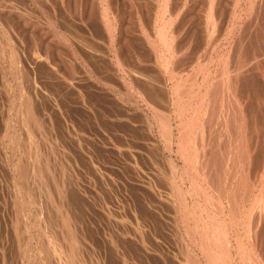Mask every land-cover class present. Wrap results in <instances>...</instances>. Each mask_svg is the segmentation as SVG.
I'll return each mask as SVG.
<instances>
[{
    "label": "rangeland",
    "instance_id": "1",
    "mask_svg": "<svg viewBox=\"0 0 264 264\" xmlns=\"http://www.w3.org/2000/svg\"><path fill=\"white\" fill-rule=\"evenodd\" d=\"M162 23L163 25H161ZM262 24H264V0H0V43L3 44L0 50V264H35L39 251L38 246L41 245L39 239L41 237L35 232H38L39 228L43 232L46 231V234H51L49 240H52L53 237V241L57 236L55 233L60 239H63L66 232L68 235L67 243L72 249L77 244L78 249L75 252L80 253L79 256L75 253L74 258L72 257L74 253H71L73 255L70 254V258L74 260L77 257L79 262L82 257V260L93 259L91 263L86 260V263L81 262V264H94L95 262V264H179L181 259L184 260L180 262L185 261L184 264H188L186 259L189 250L191 253L193 251L191 256L198 262L206 264L207 262L206 260V263L204 262V256L199 247L201 243L198 240L201 242L204 240V238L203 240L200 239L202 238L200 235L202 230L205 232L208 230L211 235L214 234V230L209 226L210 220H215L214 224L216 225V222L223 225L222 231L226 234L223 236L228 239L227 242L230 246L232 244L233 247L237 242L238 247L236 245L235 248H245V258L247 259H245V264L253 262L246 257V254L249 255L250 252V255L254 253V261L258 258L257 262L262 264L261 261H264V258L261 260L262 256L260 257V255L264 254V246H262L264 245V198L261 196L262 205L255 206L256 209L253 212L252 230L250 229L249 232L251 233L250 236H254L253 238L246 237L248 235L246 231L249 228L245 227L247 222L240 215L243 212L246 213L243 209L246 205L243 203L249 205L254 195H259L260 191L264 189V101H262L264 100V27ZM159 26L161 27L159 28ZM10 44L15 50V55L13 54L12 58L14 60L11 59ZM35 54L37 59L34 58ZM39 56L43 59H40ZM236 60H238L237 63ZM238 63L243 64L244 67L240 64L242 68L237 66ZM223 64L229 69L232 68V73L233 67L235 70L238 67L239 70L237 69V71L241 69L240 72L244 75L238 76L237 74L239 78H233L235 79L233 82L237 81L232 86L234 93L230 91L231 94H226L228 96L224 97L227 89L221 87L219 91H221L222 96L219 95L218 99L215 96L209 98L211 106L212 103L216 105L218 102L222 103L220 100L224 98L223 103L233 104L231 107L235 106L234 103L239 102L241 105L239 106L237 103V106L245 108L243 111L242 107L243 112L238 111L237 106L235 109V114L237 113V116L239 114L242 118L239 120L241 121L240 124L247 125V127L245 126L247 134L245 131L244 139L246 137L245 141L250 144L248 145L250 149L246 159L247 164L246 162L243 164L247 168L244 166L243 171L238 165V169L244 177L248 175L256 187L252 185V187L250 186L251 192H245L244 188L247 189L245 179L248 180V178L243 179L242 184L246 186L241 187L243 191H239L236 199V201L239 199L237 203L240 205L237 204V206L242 210L240 208L237 210L236 205L230 208L232 205H227L229 195L225 197L228 192L219 190L226 194H217L215 189L208 188L207 180H203L204 177L200 173L192 172L193 169H190L187 163H183V159L177 153L176 140L178 139L176 138L179 131H176L178 129L176 123L180 121L178 119L181 116L184 122L190 120L195 122L192 115L196 112L194 113L191 109H195L199 105V101L202 99L200 94L203 95L207 92L210 95L214 94L213 86L208 91L205 89L208 84L215 82L214 77L219 78L221 76L220 71ZM246 69L248 72L245 71ZM192 70L194 71L192 72ZM257 71L259 72L257 73ZM189 73L192 74L190 78L188 77L190 76ZM145 76L149 78L147 79ZM232 76L235 77V74ZM171 77L173 78L171 79ZM184 77L187 79L185 80ZM203 78L205 81L202 82L201 79L203 80ZM136 80L138 83L135 82ZM179 80L184 81L182 91L187 89L182 94L183 102L188 103L190 101L189 103L192 104L190 107L185 106L181 110L173 105L175 104L173 101L177 98L175 89L172 87ZM195 80H197L196 83ZM187 81H190V85L195 84L196 91L201 93L189 91L190 85ZM243 81L246 84H242ZM251 82H255L254 85ZM153 83L156 84L153 86ZM20 87L23 89L26 87L24 90L27 89L30 104L33 105L32 109L39 115L41 120L39 124L42 125L40 130L35 129L36 134L32 131L35 134L33 136L36 137L34 139L35 146L39 147L37 150L35 149V159H33L35 162L40 160L37 161L38 165L34 161L33 164L37 170L46 169L45 171L48 170L47 172H49L46 173L41 170L43 174H46L43 175L41 171H37L36 176L28 179L26 184L20 182L14 169L17 160L24 163L27 169H31L30 159L32 158L31 156L29 159L24 153V150H27L25 148L27 147L25 144L26 128L24 129L21 121L17 123L21 118L16 115V111L14 112L19 100H21ZM254 87L257 88V91ZM153 88L155 89L153 90ZM247 90L254 93H248ZM252 95L255 96L251 98ZM158 97H162V100ZM163 99L165 100L163 101ZM214 100L217 102L215 101V103ZM256 101L260 105L258 103L257 110H254L253 102L256 103ZM203 104L201 105L202 108L199 107L198 110L203 109ZM227 104L225 111L230 112L231 108H227L230 105ZM159 107L168 113L173 128L172 133L176 136L172 134L169 146L165 143L166 140L160 136L158 121L153 114L154 108L161 110ZM251 107L255 111L254 114L259 112L255 118L250 115ZM177 114H179V118H176ZM231 114H233L232 111ZM199 116L198 123H202L198 125L203 126L204 129L199 126L200 130L198 125L194 129L199 131V134H205H200L201 137L195 139L196 145L199 146L198 138H203L202 141L199 139V144L201 143L200 146L203 145L206 149L207 144L205 142L215 144L218 134L214 133V130L207 132L209 130L208 124H206L208 123L207 115L205 119L202 117L203 114ZM243 119H247L245 123L248 124H243ZM205 128H207L206 131H204ZM197 132L195 135L198 136ZM9 135H11V139H9ZM14 138H19L18 143L12 142ZM218 141L216 146L218 145L220 152L225 139L222 140L224 142ZM253 147L255 152L251 149ZM203 150L201 148L200 152L205 154L207 150ZM31 152L34 151L31 150L30 154ZM221 153V156L222 154L225 156L218 159L219 161L223 160L222 162L218 161L219 167L225 166V162H228L225 152ZM235 153L238 156V153L234 151ZM36 154H39V157ZM216 159L217 157L213 160ZM236 161L239 164V161ZM41 162H44L42 165L45 167L40 166ZM47 164L49 168L46 167ZM220 164L222 165L220 166ZM219 167L216 165L213 169L216 171L222 169L220 173L222 176L224 174L226 176L238 174L239 171L234 169L232 173L229 166L226 167L227 170L225 169V171ZM172 169L176 170L175 174H173ZM185 169L187 174H185ZM39 172L41 173L40 179L42 177L44 179L46 176L43 180L44 183H40L42 180L39 182L37 177ZM189 173L190 176H188ZM179 174L180 176L183 175L181 176L182 179ZM220 174L215 176L218 177ZM233 176L235 177V175ZM231 178L225 177L221 182L219 181L221 183L219 188H222V184L224 185L222 182L225 179L230 182L235 181ZM173 179L182 188L181 195L178 197L173 186V191L171 190L170 184L174 183L172 182ZM199 183L201 184L197 186ZM21 184L25 185L21 187ZM191 184L195 186L193 187ZM198 187L200 189H197ZM227 187L232 189L233 185L228 184ZM185 189L186 191H184ZM242 192L246 194H242ZM182 195L184 196L182 197ZM204 195L210 197L207 204L206 200L201 201L204 200ZM25 197H29V202H26L27 199H24L25 201L22 199ZM212 197L214 198L212 199ZM241 197L243 199L245 197L244 201ZM193 205L197 206L194 207ZM232 209L236 214L232 216L234 219L235 217L238 218L235 219V222L239 220L235 227L231 219ZM183 210L186 215L183 214ZM244 215L247 217V213ZM182 216L186 217H184L185 220ZM259 218L261 221H258ZM17 219L19 225L16 223ZM33 219H36V222ZM39 219L40 221H38ZM36 223H41L42 226ZM228 223L232 224L231 226L235 230ZM50 229L52 233L49 232ZM208 232L204 235H207ZM74 234L77 235H75L76 238L73 236ZM48 235L45 238V235L42 236V239L47 240ZM208 236L210 235H207L206 238H209ZM72 237L75 240L73 238L72 241ZM237 238L242 240L241 244ZM71 241L74 242L75 247L71 246L73 245ZM256 243H258L257 246ZM183 244L185 245L183 246ZM182 246L189 248L184 250L185 248H181ZM211 246L214 247V245ZM232 247L229 248L231 253L228 255L229 257L232 256L231 260L228 258V262L229 264H237L241 260L237 256L240 251L238 252ZM181 250L183 251L180 252ZM82 251L83 253H81ZM184 251H187L186 255H184ZM65 252L66 250L64 254ZM180 253L185 257L181 258ZM83 254H86V258ZM177 254L180 257H177ZM239 255L242 254L239 253ZM50 257L51 253L48 255L51 264H57L55 258ZM76 259L73 261L75 264H77ZM67 262L65 258V263L62 264H70Z\"/></svg>",
    "mask_w": 264,
    "mask_h": 264
},
{
    "label": "bare ground",
    "instance_id": "2",
    "mask_svg": "<svg viewBox=\"0 0 264 264\" xmlns=\"http://www.w3.org/2000/svg\"><path fill=\"white\" fill-rule=\"evenodd\" d=\"M214 1V0H213ZM238 1V0H237ZM258 2V1H257ZM256 2V3H257ZM251 4V3H250ZM213 5V4H212ZM254 5V4H253ZM249 8V7H248ZM105 10V9H104ZM208 10V9H207ZM211 10V9H210ZM163 11V10H162ZM213 13V12H212ZM208 14V13H207ZM160 16V15H159ZM163 16V15H162ZM257 16V15H256ZM253 18H255V17H253ZM205 19V18H204ZM210 19V18H209ZM256 19V18H255ZM258 19V18H257ZM261 20V19H260ZM162 21V20H161ZM160 21V22H161ZM263 21V20H262ZM215 22V21H214ZM107 25V24H106ZM161 25H163V23L161 24ZM165 25V24H164ZM212 25V24H211ZM263 25V27H264V24H262ZM215 26V25H214ZM161 26H159V28H160ZM164 27V26H163ZM209 27V26H208ZM235 27V26H234ZM249 27V26H248ZM165 28V27H164ZM212 29H213V27H211ZM166 29V28H165ZM164 29V30H165ZM168 29V28H167ZM163 30V29H162ZM211 30V29H210ZM216 30V29H215ZM263 30V29H262ZM233 31H234V29H233ZM162 32H164V31H162ZM227 33V32H226ZM159 34H161V33H159ZM209 34V33H208ZM225 34V33H224ZM163 35V34H162ZM161 35V37H163ZM157 36H158V34H157ZM160 36V35H159ZM168 36V35H167ZM226 36V35H225ZM220 37H222V36H220ZM249 37V36H248ZM247 37V38H248ZM159 39V38H158ZM163 39H165V38H163ZM212 39V38H211ZM6 40V39H5ZM78 41V40H77ZM253 41V40H252ZM257 41H259V40H257ZM216 43V42H215ZM258 43V42H257ZM246 44V43H245ZM11 45V48H9V49H11V59L13 58V56L15 55L14 54V51L15 50H13L12 49V47H13V45L12 44H10ZM160 45V44H159ZM8 46H9V44H8ZM212 46V45H211ZM2 47H3V44H1L0 43V50L2 49ZM6 47H7V45H6ZM165 48V47H164ZM224 48V47H223ZM242 48V47H241ZM253 48V47H252ZM5 49V48H4ZM7 49V48H6ZM176 49V48H175ZM174 49V50H175ZM229 49V48H228ZM8 50V49H7ZM243 50V49H242ZM93 51V50H92ZM168 51V50H167ZM178 51V50H177ZM224 51H226V50H224ZM237 51V50H236ZM239 51V50H238ZM176 52V51H175ZM231 52V51H230ZM158 53V52H157ZM14 54V55H13ZM221 54H223V53H221ZM237 54H239L240 55V53H237ZM242 54V53H241ZM244 54V53H243ZM242 54V55H243ZM249 54V53H248ZM260 54V53H259ZM9 55V54H8ZM219 55H220V53H219ZM246 55V54H245ZM41 56V55H40ZM39 56V58L40 59H43V58H41ZM218 56V55H217ZM175 57V56H174ZM241 57V56H240ZM240 57H238V58H240ZM244 57V56H243ZM247 57V56H246ZM34 58L35 59H37L38 57L36 56V54L34 55ZM163 58H165V57H163ZM214 58V57H213ZM217 58V57H216ZM223 58V57H222ZM40 59H39V61H40ZM160 59V58H159ZM12 60H14V59H12ZM19 60V59H18ZM224 60V59H223ZM233 60V59H232ZM33 61H35V60H33ZM165 61V60H164ZM201 61H203V60H201ZM207 61V60H206ZM212 61H213V59H212ZM211 61V62H212ZM225 61V60H224ZM229 61H231V60H229ZM237 61L238 60H236V63H237ZM240 61V60H239ZM254 61V60H253ZM14 62V61H13ZM12 62V63H13ZM36 62H38V61H36ZM217 62H218V60H217ZM223 62V61H222ZM244 62L246 63V61L244 60ZM16 63V62H15ZM35 63V62H34ZM42 63H43V61H42ZM209 63V62H208ZM240 63H242V62H240ZM240 63H238L237 64V66L240 64ZM209 64H211V63H209ZM234 64V63H233ZM247 64V63H246ZM48 65V64H47ZM168 65H169V63H168ZM203 65V64H202ZM208 65V64H207ZM221 65H222V63H221ZM240 65H242L243 66V64H240ZM239 65V66H240ZM220 66V65H219ZM226 65L225 64H223V66H222V70L220 71V77H219V74L217 75L219 78H215L214 77V79H215V82L213 81L211 84H208L207 86H206V91H208L210 88H211V86H213L214 87V94L213 95H210V93H205V94H200L198 91H196V89H195V84H193L192 82V84L190 85V81H191V79L193 78L194 79V77H192L191 79H190V81L188 82L189 83V88H190V90L189 91H193V93L194 92H197V93H199L202 97H200V98H202V99H200L201 101H199L198 103H199V105H197L196 107H195V109L198 111H196L195 109H191V110H193L194 111V113L196 112V114H193V113H191V110H190V113H191V115L195 118V122L193 121V120H190V121H186V119H185V121L186 122H184L183 120L184 119H182L181 118V116H180V119H178V120H180L179 121V123L177 122L176 124L178 125V129L176 130L177 132L179 131V133H178V137L176 138V139H178V140H176V144H177V153L179 154V157L180 158H182L183 159V163H187L189 166H190V169H193V171L192 172H194V171H196L195 173H200L203 177H204V179L203 180H207V186H208V188L210 187V189L212 190V188L213 189H215L216 191H217V194L219 193V194H226L227 192V194L225 195V197L227 196V195H229V197H227V199H228V204L227 205H232L230 208H233V207H235V205H236V207H237V210L240 208V207H238L237 206V204H239L240 205V203H237L238 202V200L236 201V199L238 198L237 196H238V194H239V191L242 189L241 187H244V186H246L245 184H242V181H243V179H245L246 177L248 178L249 176L247 175H245V177L241 174V171L240 170H242L243 169V171H244V168L246 167L247 168V166H243V164L246 162V159H247V157H248V153H249V146L248 145H250L249 143L247 144V142L245 141V139H246V137H245V139H244V135H245V131H246V127H247V125H242V124H240V122L241 121H239L240 119H242L241 117H240V115L238 114V116L235 114V109H236V106L238 105L237 103H239V102H236V103H234V105L235 106H233V107H231L232 105H230L231 103H230V101H229V103L230 104H227L229 107H227L228 109H230L231 108V110H230V112H227V111H225V107H226V104L225 103H223V99L224 98H222V100H220V101H222V103L221 102H218V104L216 105V104H214V103H212V106H211V104H209V98H210V96H215V98H219V95H221L222 96V94H221V91H219V89L221 88V87H223L225 90L227 89V93L225 92V96L224 97H226V96H228V95H226V94H231V92L230 91H232V90H234L233 89V84H234V82L236 83L237 81H234L233 82V80H235V79H233V78H236V77H238L240 74L242 75V76H244L243 75V73H241L240 71H241V69H240V71H237V69L239 70V68L237 67L236 68V70H235V68L233 67V73H232V68L231 69H229L228 68V66L227 67H225ZM242 66H240L241 68H242ZM250 66V65H249ZM255 66V65H254ZM232 67V66H231ZM244 67V66H243ZM251 67V66H250ZM215 68V67H214ZM216 68H217V66H216ZM146 70V69H145ZM139 71H141V70H139ZM194 70H192V72H193ZM208 71V70H207ZM217 71V70H216ZM246 72H248L247 71V69L245 70ZM142 72H144V71H142ZM179 72V71H178ZM191 72V71H190ZM197 72V71H196ZM199 72V71H198ZM242 72H244L243 70H242ZM256 72V71H255ZM259 71H257V73H258ZM175 73V72H174ZM21 74V73H20ZM134 74V73H133ZM145 74V73H144ZM190 74V73H189ZM196 74V73H195ZM198 74V73H197ZM216 74H217V72H216ZM235 74V77H233L232 75H234ZM237 74H238V76H237ZM139 75H140V73H139ZM143 75V74H142ZM141 75V76H142ZM171 75H174V74H171ZM170 75V76H171ZM247 75H249V74H247ZM178 76V75H177ZM192 76V74H190V76H188L189 78ZM214 76V75H213ZM17 77V76H16ZM21 77V76H20ZM138 77H140V76H138ZM146 77V76H145ZM182 77V76H181ZM187 77V76H186ZM195 77H197V76H195ZM203 77H206V76H203ZM245 77H247V76H245ZM250 77H251V75H250ZM14 78V77H13ZM135 78H136V76H135ZM147 78V77H146ZM149 78V77H148ZM147 78V79H148ZM173 77H171V79H172ZM185 78V77H184ZM239 78V77H238ZM241 78V77H240ZM15 79V78H14ZM139 79V78H138ZM187 78H185V80H186ZM199 79V78H198ZM245 79V78H244ZM253 79H254V77H253ZM16 80V79H15ZM154 80V79H153ZM157 80V79H156ZM236 80H238V79H236ZM242 80V79H241ZM249 80V79H248ZM250 80H252V78H250ZM138 80H136L135 82H137ZM140 81V80H139ZM147 81V80H146ZM150 81V80H149ZM155 81V80H154ZM196 81L197 80H195V83H196ZM201 81L203 82V81H205V78H203V80L201 79ZM254 81V80H253ZM15 82V81H14ZM194 82V81H193ZM241 82V81H240ZM244 83H242V84H246L245 83V81H243ZM249 82V81H248ZM18 83V82H17ZM17 83H16V85H17ZM138 83V82H137ZM183 83H184V81H176L175 83H174V87H172L173 89H175V96H176V98H177V100H172L173 102H175V104H173V105H175L174 107L176 108H178V109H183V107H187V106H191L192 104L191 103H185V102H183V96H182V94H184V91L186 92V90L184 89V91H182V87H183ZM208 83H210V82H208ZM250 83V82H249ZM255 83V82H254ZM254 83L253 82H251V84L252 85H254ZM154 84H156V83H153V86H154ZM201 84H203V83H201ZM206 84V83H205ZM20 85H21V83H20ZM145 85V84H144ZM161 85V84H160ZM185 85V84H184ZM194 85V86H193ZM210 85V86H209ZM239 85V84H238ZM237 85V86H238ZM250 85V84H249ZM19 86V85H18ZM23 86V85H22ZM198 86V85H197ZM200 86V85H199ZM244 86V85H243ZM251 86V85H250ZM256 86V85H255ZM144 87V86H143ZM152 87V86H151ZM156 87V86H155ZM163 87V86H162ZM194 87V88H193ZM209 87V88H208ZM247 87V86H246ZM245 87V88H246ZM249 87V86H248ZM258 87V86H257ZM21 89L19 90V91H21V100H19V103L17 104V109L16 110H14V112L16 113V115L19 117V118H21L19 121H17V123H19L20 121V123L22 124V126L24 127V129L26 130V140H25V144L27 145V147H25V148H27V150H24V153L27 155V157L30 159V157L32 156V158L30 159L31 160V169H27V166L24 164V163H21L20 161H18L17 160V163H15L14 165H16L15 166V172H17V174L18 175H16V176H18L17 178L20 180V182H23V183H27V181H28V179H30V178H32L33 176H36V174L35 173H38L37 171H41L42 169H40V170H37V168L34 166V159H35V149L37 150L38 148H37V146H35V142H34V139L36 138L35 136H33V135H35L36 133H35V129H37V130H40L41 128L40 127H42V125L40 126V124H39V122L41 121L40 120V118L38 117L39 115L36 113V112H34V110L32 109V107H33V105H31L30 104V99H29V96H28V94L29 93H27V89L26 90H24L23 89V87H20ZM141 88V87H140ZM158 88V87H157ZM184 88V87H183ZM188 88V89H189ZM198 88H201V87H198ZM250 88V87H249ZM254 88H256V87H254ZM146 89V88H145ZM155 88H153V90H154ZM160 89V88H159ZM180 89H181V92H180ZM195 89V90H194ZM223 89V90H224ZM237 89V88H236ZM253 89V88H252ZM153 90H152V92H153ZM158 90V89H157ZM163 90V89H162ZM165 90V89H164ZM198 90V89H197ZM213 90V89H212ZM256 91H257V88L255 89ZM18 91V92H19ZM142 91V90H141ZM151 91V90H150ZM205 91V92H206ZM219 93H218V92ZM243 91V90H242ZM250 91H251V89H250ZM248 92V90L246 91V92H248V93H252V92ZM253 91H254V89H253ZM17 92V93H18ZM183 92V93H182ZM188 92V91H187ZM202 92L204 93V91L202 90ZM233 93H234V91H232ZM145 93V92H144ZM150 93V92H149ZM149 93H147V94H149ZM192 93V94H193ZM218 93V94H217ZM232 93V94H233ZM238 93V92H237ZM247 93V94H248ZM254 93V92H253ZM252 93V94H253ZM173 94V95H174ZM189 94V93H188ZM151 95V94H150ZM198 95V94H197ZM244 95H245V92H244ZM249 95V94H248ZM155 96V95H154ZM157 96H158V94H157ZM160 96V95H159ZM166 96V95H165ZM170 96V95H169ZM234 96V95H233ZM253 96H255V95H252V96H250L251 98L253 97ZM194 97V96H193ZM247 97V96H246ZM19 98V97H18ZM155 98V97H154ZM157 98V97H156ZM159 98V97H158ZM161 98V100H162V97H160ZM159 98V99H160ZM171 98V97H170ZM174 98V97H173ZM228 98V97H227ZM232 98V97H231ZM244 98V97H243ZM259 98V97H258ZM262 98V97H261ZM166 99V98H165ZM165 99H163V101L165 100ZM226 99V98H225ZM255 99V98H254ZM152 100H155V99H152ZM157 100V99H156ZM187 100V99H186ZM234 100V99H233ZM246 100V99H245ZM255 100H257V98L255 99ZM17 101V100H16ZM163 101H162V103H163ZM172 101H171V103H172ZM177 101V102H176ZM203 101H204V104H203ZM217 102V100H214V102ZM232 101V100H231ZM238 101V100H237ZM240 101V100H239ZM250 101H252V100H250ZM262 101H264V100H262ZM167 102V101H166ZM215 102V103H216ZM225 102V101H224ZM234 102V101H233ZM16 103V102H15ZM156 103V102H155ZM159 103H160V100H159ZM159 103H158V105H159ZM162 103H161V105H162ZM247 103V102H246ZM259 103V102H258ZM257 101H256V103H254L253 102V106H255L254 107V110H257ZM203 104V109L202 110H198V108L199 107H201V105ZM214 104V105H213ZM225 104V105H224ZM252 104V103H251ZM149 105H150V103H149ZM152 105V104H151ZM157 105V106H158ZM171 105V104H170ZM216 105V106H215ZM241 104L239 103V106H240ZM247 105V104H246ZM258 105H260V103L258 104ZM13 106V105H12ZM155 106V105H154ZM193 106H192V108H193ZM239 106H237L238 108H239ZM242 107L243 106H241L239 109H237L238 111H242ZM14 108V107H13ZM16 108V107H15ZM151 108V107H150ZM157 108V107H156ZM159 108H161V107H159ZM165 108V107H164ZM174 108V109H175ZM188 108V107H187ZM202 108V107H201ZM252 108V110H250L251 112H250V115L252 116V118L254 117L255 118V116L257 117V115L259 114V112H258V114L256 113V114H254V110H253V107H251ZM262 108V107H261ZM166 109H167V107H166ZM177 109V110H178ZM241 109V110H240ZM243 111H245V108L243 107ZM152 110V109H151ZM261 110V109H260ZM153 111H155V112H153V114H155V116L154 117H156V120L158 121V129H159V132H160V136H162L163 138H164V140H166V144H167V146H169L170 144V140L172 139V136L174 135L173 133H172V131H173V128H172V126H171V123H170V121H169V115H168V113H166V110L164 109V110H162V108H161V110L159 109V110H155V108H154V110ZM186 111H187V109H186ZM231 111L233 112V114H231ZM242 111V112H243ZM168 112V111H167ZM179 113H181L180 111H178ZM257 112V111H256ZM263 112V111H262ZM171 113H174V112H171ZM175 113H177V112H175ZM240 113V112H239ZM127 114V113H126ZM200 114H203V116L202 117H204V119H205V117H206V115H207V121H208V123H206V121H205V123L206 124H208V127H209V130H211V131H207V132H213V130H214V133H216V134H218V138H217V141L219 140V141H222L223 139H225V143H222L223 144V146H222V149H220L221 151L219 152V150H218V145L216 146V142L217 141H215V144L214 143H212L211 144V142H205L206 144H207V147H206V149L204 148V146L203 145H201L200 146V144H199V139L200 138H198V140H197V143H198V145L200 146V148H199V146H197L196 145V138L197 137H201L200 136V134H205V133H198L197 132V130L196 129H194V127L195 126H197L198 124H201V123H198V119H199V115ZM15 115V116H16ZM142 115V114H141ZM179 114H177L176 115V118H179V116H178ZM190 115V114H189ZM196 115V116H195ZM249 115V114H248ZM261 115V114H260ZM244 116H245V113H244ZM243 116V117H244ZM144 117V116H143ZM191 117V116H190ZM192 117V119H194ZM250 117V116H249ZM173 118V117H172ZM244 118H246V117H244ZM251 118V119H252ZM14 119H15V117H14ZM202 119V118H201ZM128 120V119H127ZM173 120V119H172ZM245 120H247V119H245ZM245 120L243 119L242 121H244V122H242L243 124H248V123H245ZM252 120H254V121H257L256 119H252ZM136 121H138V120H136ZM201 121H203V120H201ZM199 122H200V120H199ZM253 122V121H252ZM252 122H251V124H252ZM142 123V122H141ZM147 123V122H146ZM175 123V122H174ZM254 123V122H253ZM16 124V123H15ZM38 124H39V126H38ZM157 124V123H156ZM194 124V125H193ZM206 124H203V125H206ZM255 124V123H254ZM13 125H14V123H13ZM17 125V124H16ZM138 126V125H137ZM148 126V125H147ZM154 126V125H153ZM200 125H198V128H200L199 127ZM246 126V127H245ZM257 126V125H256ZM146 127V126H145ZM203 127V126H202ZM201 127V128H202ZM207 127V126H206ZM251 127V126H250ZM10 128V127H9ZM15 128V127H14ZM17 128H19V127H17ZM16 128V129H17ZM201 128H200V130H201ZM214 128V129H213ZM11 129H13V128H11ZM20 129V128H19ZM202 129H204V127L202 128ZM255 129V128H254ZM15 130V129H14ZM36 130V131H37ZM195 130V131H194ZM207 130V128H205V130L204 131H206ZM249 130H251L250 128H249ZM35 133V134H33V132ZM148 131V130H147ZM9 132V131H8ZM7 132V133H8ZM12 132V131H11ZM19 132V131H18ZM195 132H197L199 135L197 136V135H195ZM201 132V131H200ZM202 132H203V130H202ZM196 133V134H197ZM15 134V133H14ZM156 134V133H155ZM173 134V135H172ZM211 134V133H210ZM209 134V135H210ZM220 134H222V135H220ZM246 134H247V131H246ZM144 135H146V134H144ZM208 135V136H209ZM10 136L11 135H9V139H11L10 138ZM148 136V135H147ZM175 136V135H174ZM196 136V137H195ZM202 136H204V135H202ZM19 137V136H18ZM176 137V136H175ZM228 137V138H227ZM257 137V136H256ZM38 138V137H37ZM210 139H211V136L209 137ZM220 138V139H219ZM255 138V137H254ZM192 139H194V140H192ZM203 139V138H202ZM202 139H200L201 141H202ZM208 139V138H207ZM227 139V140H226ZM151 140V139H150ZM214 140V139H213ZM17 142L18 143V141H19V138H14L13 140H12V142ZM36 141H37V139H36ZM200 141V142H201ZM211 141V140H210ZM218 141V142H219ZM152 142V141H151ZM150 142V143H151ZM192 142V143H191ZM222 142H224V141H222ZM14 143V144H15ZM152 144V143H151ZM161 144H162V142H161ZM203 144H204V142H203ZM205 144V145H206ZM18 145V144H17ZM25 145V146H26ZM37 145H38V143H37ZM220 145V144H219ZM251 146H253V144H251ZM151 147V146H150ZM145 148H146V146H145ZM154 148V147H153ZM201 148L202 149H204L206 152H205V154H204V152L203 153H201L200 151H201ZM33 150L34 152L32 153L31 152V154H30V151L31 150ZM164 149V148H163ZM251 149H253V151L255 150L254 149V147L253 148H251ZM13 150V149H12ZM203 150V151H204ZM15 151V150H14ZM149 151V150H148ZM164 151V150H163ZM169 151V150H168ZM223 151L225 152V154H226V161H228V162H225V166L223 165V167L221 166L222 164H220V166L223 168V170L225 171V169H226V167L227 166H229L231 169V172L233 171L234 172V169L236 170L237 169V171L239 170L238 169V167L239 166H241L240 167V172L238 171V174L236 173V174H232L231 172V174L232 175H230V174H228V176H226L225 174V177L227 178H230V177H232L235 181H232V182H230L229 180H224V182H222V183H224V185L222 184V188L220 187L219 188V185L221 184L220 182H221V180L223 179V178H225L224 177V175L222 176L220 173H221V171H222V169H220V171H219V169H218V171H216L215 169H213V168H215L216 167V165H217V167H219L218 165H219V162H222V161H219L218 159H220L221 157H224L225 155H223L222 153H223ZM234 151L235 152H237L238 153V156H237V154L235 153L234 154ZM250 151H252V150H250ZM201 154H200V153ZM209 152V153H208ZM222 152V153H221ZM255 152V151H254ZM264 152V151H263ZM14 153V152H13ZM151 153V152H150ZM159 153H160V151H159ZM220 153L222 154V156L220 155ZM250 153H252V152H250ZM262 153V152H261ZM149 154V153H148ZM156 154V153H155ZM161 154V153H160ZM37 155V154H36ZM200 155H202V157H200ZM211 155V156H210ZM218 155V156H217ZM252 155V154H251ZM38 157H39V154L37 155ZM37 156H36V158H37ZM155 156V155H154ZM163 156V155H162ZM210 156V157H209ZM215 158V157H217V162H216V160L214 161L213 159V157ZM255 156H256V154H255ZM261 156H262V154H261ZM43 157V156H42ZM212 157V158H211ZM263 157V156H262ZM34 158V159H33ZM264 158V157H263ZM262 158V159H263ZM38 159V158H37ZM43 159V158H42ZM148 159V158H147ZM225 159V158H224ZM253 159V158H252ZM149 160V159H148ZM162 160H163V158H162ZM236 160H238L239 161V164H237L238 162L236 161ZM34 161V162H33ZM40 161V160H36V165H38L39 163L38 162ZM45 161H47V160H45ZM44 161V162H45ZM171 161V160H170ZM219 161V162H218ZM225 161V160H224ZM44 162H41V164H40V166H43L42 165V163H44ZM160 162V161H159ZM38 163V164H37ZM161 163H163V162H161ZM217 163V164H216ZM249 163V162H248ZM33 164V165H32ZM44 164H46V162L44 163ZM151 164V163H150ZM216 164V165H215ZM223 164H224V162H223ZM246 164H247V162H246ZM250 164V163H249ZM261 164V163H260ZM259 164V165H260ZM154 165H155V163H154ZM186 165V164H185ZM239 165V166H238ZM170 166V165H169ZM172 166V165H171ZM43 167H45V165L43 166ZM46 167H48L49 168V166H48V164L46 165ZM161 167V166H160ZM184 168H185V166H183ZM221 167H219V168H221ZM260 167V166H259ZM42 168V167H41ZM170 168V167H169ZM186 168H187V166H186ZM189 168V167H188ZM44 169V168H43ZM171 169V168H170ZM175 169V168H174ZM174 169H172V171H174L173 172V174H175L176 173V170H174ZM189 169V170H190ZM214 171H213V170ZM34 170V171H33ZM46 170V169H45ZM45 170H42L43 172H46V173H49V172H47V171H45ZM167 170H168V168H167ZM186 170V169H185ZM185 170H184V172H185ZM227 170V169H226ZM229 170V169H228ZM255 170H257V169H255ZM260 170V169H259ZM264 170V169H263ZM36 171V172H35ZM42 171H41V173H42ZM151 171V170H150ZM154 171V170H153ZM191 171V170H190ZM216 171V173L218 174H220L218 177L217 176H215V175H217L216 173L215 174H213L214 172ZM223 171V172H224ZM14 172V173H15ZM166 172V171H165ZM183 172V171H182ZM189 172V171H188ZM222 172V173H223ZM245 172H246V170H245ZM259 172V171H258ZM40 173V172H39ZM41 173L40 174H37V177H38V179H39V182H40V180H42L40 183H42L43 182V180L46 178V176H45V178L43 179V177H42V179H40V176H41ZM170 173V172H169ZM195 173H193V174H195ZM225 173V172H224ZM240 173V174H239ZM256 173V172H255ZM16 174V173H15ZM43 174V173H42ZM171 174V173H170ZM173 174H172V176H173ZM183 174V173H182ZM185 174H187V170H186V172H185ZM247 174H248V171H247ZM40 175V176H39ZM43 175H46V174H43ZM168 175V174H167ZM192 175V174H191ZM233 175H235V177L233 176ZM254 175V174H253ZM165 176V175H164ZM163 176V177H164ZM169 176H171V175H169ZM172 176H171V178H172ZM179 176H180V174H179ZM181 176H183V175H181ZM181 176H180V178H181ZM188 176H190V173H189V175ZM193 176V175H192ZM177 177H178V175H177ZM198 177H200L199 175H198ZM206 177V178H205ZM217 177V178H216ZM222 177V178H221ZM256 177V176H255ZM16 178V179H17ZM162 178V177H161ZM170 178V177H169ZM175 178V177H174ZM200 178H202V177H200ZM216 178V179H215ZM231 178V179H232ZM250 178V177H249ZM248 178V180H246L245 179V183H247V189L245 190V188H244V191L245 192H251V187H252V185L254 184L253 182H251L250 181V179ZM164 179V178H163ZM182 179V178H181ZM180 179V180H181ZM183 179H184V177H183ZM187 179H189V178H187ZM195 179V178H194ZM253 179V178H252ZM257 179H259V178H257ZM186 180V179H185ZM191 180H192V178H191ZM156 181V180H155ZM160 181V180H159ZM163 181H165V180H163ZM171 181V180H170ZM169 181V182H170ZM194 181V180H193ZM193 181H191V182H193ZM196 181V180H195ZM198 181H200V180H198ZM220 181V182H219ZM225 181H226V183H225ZM172 182H174L172 185L170 184V186H171V190L173 191V188H174V191H175V189H176V192H177V197L178 196H180L181 194V192H182V188H181V186L179 185V184H176L175 183V180L173 179V181ZM201 182V181H200ZM205 182V181H204ZM234 182V183H233ZM44 183V182H43ZM197 183V182H196ZM196 183H194V184H196ZM19 184V183H18ZM25 184H21V187H22V185H25ZM181 184V183H180ZM201 183H199V184H197V186L198 185H200ZM227 184V186H228V184H230L231 186L233 185V188L231 189H229L227 186L225 187V185ZM263 184V182L261 183V185ZM20 185V184H19ZM192 185V184H191ZM169 185L167 184V187H168ZM172 186H173V188H172ZM193 186V185H192ZM191 186V187H192ZM195 186V185H194ZM193 186V187H194ZM203 186H206V185H203ZM214 186V187H213ZM251 186V187H250ZM254 186V185H253ZM20 187V186H19ZM166 187V188H167ZM189 187H190V184H189ZM235 187V188H234ZM254 187H256V186H254ZM260 187H262V186H260ZM263 187H264V185H263ZM205 188H207V187H205ZM218 188V189H217ZM229 189V190H227V189ZM29 189V188H28ZM191 190H193V189H195V188H190ZM197 189H200L199 187L197 188ZM202 189H204V188H202ZM258 189V188H257ZM262 189V188H261ZM260 189V190H261ZM21 190H23L22 188H21ZM26 190V189H25ZM187 190H189V189H187ZM196 190V189H195ZM204 190H206V189H204ZM208 190V189H207ZM225 191V192H220V191ZM27 191V190H26ZM30 191V190H29ZM29 191H28V193H29ZM184 191H186V189L184 190ZM183 191V192H184ZM200 191H202V190H200ZM219 191V192H218ZM241 191H243V190H241ZM18 192H19V190H18ZM176 192H174L175 194H176ZM187 192H190V191H187ZM193 192H195V191H193ZM210 192V191H209ZM215 192V191H214ZM245 192H242V194L244 193V194H246ZM16 194H18L17 192H15ZM20 193V192H19ZM22 193V192H21ZM27 193V194H28ZM173 193V194H174ZM24 194V193H23ZM22 194V195H23ZM30 194V193H29ZM34 194V193H33ZM174 194V195H175ZM186 194V193H185ZM184 194V195H185ZM206 194H207V192H206ZM211 195H212V193H210ZM258 194V193H257ZM168 195V194H167ZM184 195H182V197L184 196ZM192 195V194H191ZM195 195V193L193 194V196ZM196 195H197V192H196ZM209 195V194H208ZM204 195V200H201V201H205L206 200V204H207V200L210 198L209 196H211V195ZM223 195V196H224ZM247 195H248V193H247ZM15 196V195H14ZM27 196V195H26ZM32 196V195H31ZM30 196V197H31ZM160 196H163V195H160ZM159 196V197H160ZM240 196H241V194H240ZM239 196V197H240ZM264 198V189L263 190H261L260 191V193H259V195H254V197L250 200V203H249V205L248 204H246V203H243V205H246L245 206V208H243L245 211H246V213H247V217L244 215V214H246L245 212H240V213H242V214H240L241 215V217L243 216L245 219H243V220H246L245 222H247L244 226L245 227H247V229L249 228V230L248 231H246L247 233H248V235L246 236L247 238L248 237H252V236H250V234L251 233H249L251 230H252V216H253V212H254V209H256L255 208V206H258V205H262L261 203H262V197ZM18 197V196H17ZM168 197V196H167ZM201 197H202V195H201ZM221 197V196H220ZM242 197H243V195H242ZM241 197V199H243ZM247 197V196H246ZM16 198V197H15ZM33 198V197H32ZM163 198H165V197H163ZM170 198V197H169ZM214 197H212V199H213ZM223 198V197H222ZM248 198V197H247ZM18 199V198H17ZM23 200L24 199H27L26 200V202L29 200V197L28 198H22ZM21 199V200H22ZM173 199V198H172ZM182 199V198H181ZM194 199V198H193ZM240 199V200H241ZM244 199H245V197H244ZM244 199H243V201H244ZM22 200V202H24ZM185 200V199H184ZM183 200V201H184ZM196 200V199H195ZM211 200V199H210ZM219 200V199H218ZM249 200V199H248ZM18 201V200H17ZM33 201V200H32ZM182 201V200H181ZM220 201V200H219ZM25 202V203H26ZM29 202V201H28ZM31 202V201H30ZM191 202V201H190ZM196 202V201H195ZM197 202H199V201H197ZM242 202V201H241ZM247 202V201H246ZM249 202V201H248ZM169 203V202H168ZM182 203V202H181ZM259 203V204H258ZM22 204V203H21ZM20 204V205H21ZM197 204H200V203H197ZM204 204V203H203ZM242 204V203H241ZM264 204V203H263ZM13 205H15V203H13ZM175 205H176V203H175ZM191 205V204H190ZM212 205V204H211ZM219 205V204H218ZM221 205V204H220ZM243 205H241L242 207H243ZM15 206H17V204L15 205ZM182 207H183V205H181ZM185 206H187V205H185ZM194 206V205H193ZM197 206V205H196ZM196 206H194V207H196ZM199 206V205H198ZM20 207H22V205L20 206ZM23 207H24V205H23ZM181 207V209H183ZM191 207V206H190ZM226 207V206H225ZM15 208V207H14ZM192 208V207H191ZM199 208V207H198ZM213 208V207H212ZM230 208L228 209L229 210V212H230ZM20 209V208H19ZM235 210H236V208H234ZM263 209V208H262ZM15 210V209H14ZM26 210V209H25ZM25 210H24V212H25ZM29 210V209H28ZM194 210V209H193ZM202 210V209H201ZM206 210V209H205ZM210 210V209H209ZM208 210V211H209ZM217 210V209H216ZM240 210H242V208H240ZM21 211V210H20ZM30 211V210H29ZM29 211H27V212H29ZM203 211V210H202ZM221 211H222V209H221ZM259 211V210H258ZM263 211V210H262ZM185 211L183 210V214L184 215H186L185 213H184ZM199 213H200V210L198 211ZM197 212V213H198ZM226 212V211H225ZM228 212V213H229ZM233 212V209H232V211H231V213ZM236 212V211H235ZM239 212V211H238ZM260 212H261V210H260ZM259 212V213H260ZM19 213V212H18ZM22 213V212H21ZM41 213V212H40ZM188 213V212H187ZM230 213V214H231ZM39 214V213H38ZM37 214V215H38ZM25 215H27V214H25ZM40 215V214H39ZM39 215H38V217H39ZM191 215V214H190ZM194 215V214H193ZM197 215V214H196ZM195 215V216H196ZM200 215V214H199ZM218 215V214H217ZM232 215H236V214H234V212L231 214V216ZM237 215H238V213H237ZM259 215V214H258ZM257 215V216H258ZM261 215V214H260ZM17 216V215H16ZM189 216V215H188ZM187 216V217H188ZM198 216V215H197ZM215 216V215H214ZM230 216V217H231ZM261 216H263V215H261ZM260 216V217H261ZM24 217V216H23ZM41 217V216H40ZM183 217V216H182ZM185 217V216H184ZM183 217V218H184ZM190 217V216H189ZM206 217H207V214H206ZM229 217V216H228ZM36 218V217H35ZM186 218V217H185ZM185 218H184V220H185ZM196 218V217H195ZM227 218V217H226ZM239 218H240V216H239ZM255 218V217H254ZM19 219H20V217H19ZM28 219V218H27ZM41 219V218H40ZM40 219L38 220V221H40ZM179 219H180V217H179ZM231 219H232V221H233V223H234V227H235V225H236V223L239 221H237L236 220V222H235V219H238L237 217H235V219H234V216H232L231 217ZM36 220V219H35ZM34 219H33V221H35ZM43 220V219H42ZM183 220V219H182ZM189 220V219H188ZM242 220V221H243ZM32 221V222H33ZM62 221L63 222H65L63 219H62ZM180 221H181V219H180ZM194 221H195V219H194ZM202 221V220H201ZM222 221V220H221ZM231 221V220H230ZM258 221H261L260 220V218H259V220ZM36 222V221H35ZM47 222V221H46ZM197 222V221H196ZM205 222V221H204ZM214 222H215V220H210L209 221V226L214 230L213 232H214V234H213V232H212V234L213 235H211V233H209L208 232V230L206 231V232H208L207 233V235H210V236H208L209 238H206V236L207 235H204V234H206V232L204 231V230H202L199 234L202 236V238H200V239H202L203 240V238H204V240L201 242V240H198V241H200V251L203 253V256H204V262H205V260H206V264H226V263H228L229 264V259L228 258H230V260H231V256L229 257V255H230V253H231V251L229 252V248L230 247H232V244H231V246L228 244V242H227V238L225 239L224 238V236L226 235L225 233H223V228H222V226L223 225H221V223H219V222H216L217 223V225L216 224H214ZM228 222V221H227ZM226 222V223H227ZM16 223L19 225V220L17 219L16 220ZM223 223V222H222ZM232 223V222H231ZM240 223V222H239ZM244 223V222H243ZM261 223V222H260ZM33 224V223H32ZM36 224H39V223H36ZM47 224V223H46ZM183 224V223H182ZM187 224H188V222H187ZM186 224V225H187ZM192 224V223H191ZM195 224V223H194ZM203 224V223H202ZM205 224V223H204ZM224 224H225V222H224ZM229 224V223H228ZM256 223H255V220H254V225H255ZM263 224V223H262ZM31 225V224H30ZM30 225H28V226H30ZM40 226H42V224L40 223L39 224ZM68 225V224H67ZM206 225V224H205ZM205 225H204V227H205ZM216 225V226H215ZM230 225V224H229ZM232 225V224H231ZM230 225V226H231ZM264 225V224H263ZM39 226V227H40ZM44 226H45V224H44ZM184 226V225H183ZM237 226V225H236ZM18 227V226H17ZM37 227V226H36ZM186 227V226H185ZM188 227V226H187ZM208 227V226H207ZM232 227V226H231ZM234 227H232L233 228V230H235L234 229ZM256 227V226H255ZM31 228V227H30ZM32 228H35V227H32ZM195 228V227H194ZM198 228V227H197ZM201 228V227H200ZM243 228V227H242ZM254 228V227H253ZM70 229V228H69ZM202 229V228H201ZM204 229V228H203ZM251 229V230H250ZM260 229V228H259ZM263 229V228H262ZM261 229V230H262ZM28 230V229H27ZM45 230H47V229H45ZM72 230V229H71ZM188 230V228L186 229V231ZM192 230V229H191ZM190 230V231H191ZM243 230V229H242ZM254 230V229H253ZM260 230V231H261ZM35 231V230H34ZM67 231H68V229H67ZM74 231V230H73ZM189 231V232H190ZM195 231V230H194ZM199 231H200V229H199ZM204 231V232H203ZM212 231V230H211ZM227 231V230H226ZM229 231V230H228ZM255 231V230H254ZM253 231V232H254ZM38 235H40V237L41 238H39L38 237V235H37V237L41 240H39L40 241V243H41V245L40 246H38V249H39V251H38V249H37V251H38V255H37V257H36V263H38V264H51V262L49 261V259H48V255H49V253H51V257L53 256L54 258H55V263H57V264H62V263H65V258H66V260L68 261L67 263H73V264H75V262H73L74 260H72L70 257V254L71 253H74V255L73 254H71V255H73L72 257L74 258L75 257V255L77 254L75 251L78 249V245L76 244V243H78L77 241H76V247L74 246V242H72L73 241V238L75 237L76 238V234H74L73 236L74 237H72V244L73 245H71V246H74L73 248L74 249H72V247H70L69 246V244L67 243L68 242V235H67V233L65 232V237L63 238V239H60V237H58V234L57 233H55L57 236H56V238H55V240L53 241V237H52V240H49V238L52 236L51 234V236L50 235H48V233L46 234V231H42L41 230V228H39L38 229V232L37 231H35ZM50 233H52L51 232V229H50V231H49ZM225 232V231H224ZM237 232V231H236ZM243 232V231H242ZM246 232H244L245 234H247ZM71 233V232H70ZM70 233H69V235H70ZM73 233H76V232H73ZM72 233V234H73ZM186 233V232H185ZM188 233V232H187ZM197 233V232H196ZM227 233V232H226ZM235 233V232H234ZM243 233V234H244ZM192 234V233H191ZM198 234V233H197ZM225 234V235H224ZM236 234V233H235ZM257 234V233H256ZM35 235V234H34ZM45 235V236H44ZM47 235H48V238H47V240L45 239H42L43 237L42 236H44V238L45 237H47ZM76 235V236H75ZM190 235V234H189ZM195 235V234H194ZM199 235V236H200ZM224 235V236H223ZM254 235V234H253ZM50 236V237H49ZM72 236V235H71ZM71 236H70V240H71ZM193 236V235H192ZM204 236V237H203ZM235 236H237V235H235ZM240 236V235H239ZM261 236V235H260ZM55 237V236H54ZM198 237V236H197ZM254 237V236H253ZM252 237V238H253ZM31 238H32V236H31ZM30 238V239H31ZM66 238V239H65ZM75 238H74V240H75ZM78 238V237H77ZM233 238V237H232ZM236 238V237H235ZM234 238V239H235ZM34 239H35V237H34ZM60 239V240H59ZM179 239H181V238H179ZM193 239V238H192ZM234 239H233V241H234ZM238 239V238H237ZM236 239V240H237ZM240 239V238H239ZM238 239V241L240 242L239 244H241L242 243V240L240 239L239 240ZM262 239V238H261ZM31 240H33V239H31ZM37 240V239H36ZM37 240V241H38ZM248 241H249V239H247ZM263 240H264V238H263ZM36 241V243L38 244V242ZM45 241V242H44ZM54 243H53V242ZM193 241V240H192ZM197 241V242H198ZM257 241V240H256ZM31 242V241H30ZM82 242H84V241H82ZM81 242V243H82ZM226 242H227V245H226ZM236 242V241H235ZM247 242V241H246ZM253 242V241H252ZM27 243H29L28 241H27ZM39 243V244H40ZM61 243H62V245H61ZM70 243V242H69ZM229 243H231V242H229ZM71 244V243H70ZM79 244V243H78ZM235 244V243H234ZM253 244V243H252ZM259 244H260V242H259ZM83 245H84V243H83ZM185 244H183V246H184ZM199 245V244H198ZM211 245H214V247H212ZM237 245V246H236ZM236 245H233V247H234V249H237V251L239 252V253H241L242 255H239V253H238V255L237 256H239V258H241V260L239 261V263H237V264H245V252H244V249H243V247H239V248H235V246L236 247H238V243L236 242ZM243 245V244H242ZM258 245V243H256V246ZM180 246V245H179ZM183 246L181 247V248H183ZM262 246H264V245H262ZM25 247H26V245H25ZM67 247V248H66ZM232 247V248H233ZM251 247V246H250ZM250 247H248V248H250ZM28 248V247H27ZM32 248V247H31ZM185 248V249H184ZM183 249L184 250H186L187 248H189V247H184ZM202 248V249H201ZM33 249V248H32ZM36 249V248H35ZM239 249V250H238ZM255 249V248H254ZM257 249V248H256ZM66 250V252H65V254H64V251ZM180 250V249H179ZM188 250V249H187ZM232 250V249H231ZM248 250V249H247ZM260 250V249H259ZM263 250V249H262ZM27 251V250H26ZM29 251V250H28ZM59 251H61V252H59ZM79 251V250H78ZM81 251V250H80ZM84 251V250H83ZM83 251L81 252V253H83ZM183 250H181L180 252H182ZM190 251V250H189ZM187 252L188 254H187V261H188V264H201L200 262H198L193 256H191L192 255V253H193V251H192V253L191 252ZM246 251V250H245ZM249 251V250H248ZM247 251V252H248ZM33 252V251H32ZM185 252V251H184ZM184 252H183V254H184ZM186 252H185V254L184 255H186ZM253 252V251H252ZM76 253V254H75ZM86 253V252H85ZM191 253V254H190ZM228 253H229V255H228ZM234 253V252H233ZM232 253V254H233ZM263 253V252H262ZM26 254H28V253H26ZM78 254L80 255V253L78 252ZM77 254V255H78ZM178 254H179V252H178ZM178 254H177V257H180V256H178ZM181 254V253H180ZM183 254H181V258H184L183 257ZM195 254V253H194ZM236 254H237V252H236ZM250 254H251V252H250ZM248 255V253L246 254V257L247 258H249V259H251V260H253V262L251 261V262H248V264L249 263H253V264H259L258 262H257V260H258V258H256L257 260H255L254 261V259H253V254L252 255ZM259 254H260V252H259ZM258 254V255H259ZM30 255V254H29ZM29 255H27V256H29ZM78 255V256H79ZM82 255V254H81ZM84 256H85V258H86V254H83ZM176 255V254H175ZM201 255V254H200ZM256 255V254H255ZM26 256V257H27ZM39 256V257H38ZM88 256V255H87ZM174 256V255H173ZM199 256V255H198ZM252 256V257H251ZM262 256V258H260L261 260H263V256H264V254L263 255H260V257ZM30 257H31V255H30ZM50 257V258H51ZM52 257V258H53ZM89 257V256H88ZM39 258V259H38ZM53 258V259H54ZM68 258H69V260H68ZM83 258V257H82ZM82 258L80 259V262H79V259H78V261H77V259H76V261H77V264H81V262H85L86 260H88V258L87 259H83L82 260ZM92 258V257H91ZM196 258H198L197 256H196ZM179 259V258H178ZM27 260V259H26ZM52 260V259H51ZM82 260V261H81ZM92 260L93 259H89L88 261H90V263L92 262ZM181 260H184V259H181ZM180 260V261H181ZM238 260V259H237ZM247 260V259H246ZM49 261V262H48ZM87 261V262H88ZM179 261V264H184L185 263V261H183V263L182 262H180ZM186 261V262H187ZM202 262V261H201ZM262 262V264L264 263V261H261ZM35 263V262H34ZM35 263V264H36ZM86 263V262H85ZM89 263V264H90ZM96 263V262H95ZM94 263V264H95ZM234 263H235V261H234ZM93 264V263H92ZM230 264H232V263H230Z\"/></svg>",
    "mask_w": 264,
    "mask_h": 264
}]
</instances>
